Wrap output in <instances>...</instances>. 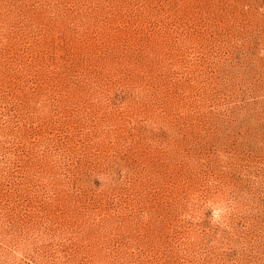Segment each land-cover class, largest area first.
<instances>
[{
    "label": "rangeland",
    "instance_id": "rangeland-1",
    "mask_svg": "<svg viewBox=\"0 0 264 264\" xmlns=\"http://www.w3.org/2000/svg\"><path fill=\"white\" fill-rule=\"evenodd\" d=\"M0 264H264V0H0Z\"/></svg>",
    "mask_w": 264,
    "mask_h": 264
}]
</instances>
